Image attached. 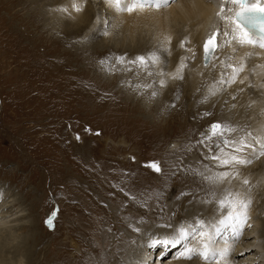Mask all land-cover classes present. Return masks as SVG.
I'll return each instance as SVG.
<instances>
[{
    "label": "rangeland",
    "instance_id": "obj_1",
    "mask_svg": "<svg viewBox=\"0 0 264 264\" xmlns=\"http://www.w3.org/2000/svg\"><path fill=\"white\" fill-rule=\"evenodd\" d=\"M43 1L41 0V3ZM24 2L25 0H0V40H5L8 42L7 45L11 46V48H7V46L0 48V190L4 191V196L8 193L11 196L10 199L5 197L7 203L14 200V203L18 202L19 207L23 209L24 218L21 216L20 221L16 220L17 222L15 221L13 224L21 222L18 225L23 226L21 224L24 222L25 226H28L31 223L29 221H34L36 229L28 227L20 230L18 226L5 229V238L0 235V264H20V261H18L20 258L24 264H85V261L86 264H89V256L91 258L96 257L97 264H104L101 261L104 252L100 248L98 249L99 254L90 253L86 247V250H83L85 254L79 253V237L73 234L69 235V228L66 226L65 214L69 212L66 204L68 206L77 205L81 200H85L83 208H86L87 213L91 210L88 204H93L95 199L101 201L102 203L99 202L101 203L99 206L101 205L104 208L102 211L91 210L92 213L89 216L77 211L75 219L85 222L86 225L89 224L93 228L101 221L106 222L103 228L105 236L110 237L111 241H116L118 244H122L121 235L128 229L124 216H121L123 212L129 213L128 217L130 219L136 218L142 222V225L160 228L158 234L154 233L150 236L158 237L160 233H164L161 232L162 227L170 222L169 219H173L176 214L181 213L182 208L186 210L190 208L195 199L198 198V194L194 193L195 189L196 191L200 190L199 187H195L199 183H194V180H191L193 184L185 181L184 174H192L190 170L185 171V156L180 152L171 153L182 142L180 133L187 129V125H184L185 118L176 116L175 119L170 120L171 114L176 112L169 111L168 114L167 109L170 104L166 100L162 101L163 98L158 97L159 92H157V96L142 101V103L136 99L135 95L139 94L140 90L138 88L141 86L138 82L145 79L146 76L149 79H155L151 84V86H154L153 90L158 88L157 79L160 75L154 72V66L149 65L147 68H142L138 65L119 63L116 58L121 56L117 55L116 57V55H113L112 48L119 50L121 46L118 43L109 44L107 41L103 45L104 48L95 46L97 48L93 49L94 51L97 49L101 54L98 59L91 60L89 64L84 63V61H74L71 55H67L65 46L58 47L54 43L58 35H56V31L51 33L53 27L48 29L44 19L34 23L31 19L26 18L27 21L24 23L23 15L27 17L32 13V5L27 8L28 3ZM97 2L89 1L91 6H95L97 13H100L102 8L100 3L97 4ZM219 3H217V11L219 10ZM1 19H3L2 22ZM12 26L13 29L11 30ZM115 29L112 30L108 27V35H113ZM95 31H98L97 39L95 41L87 40V46L90 48L93 47L96 41H102L106 37L101 34V29ZM21 35H23L22 39L19 38ZM142 35L148 36L146 47L155 49L158 46L160 40L156 39L155 29L149 28ZM93 37L91 40H93ZM37 44L38 46H36ZM124 45L127 44L124 43ZM35 49H38L39 53L35 54ZM45 52L48 53L50 59L44 56ZM54 54H60L61 56L65 54V58L69 62L67 64L68 62L62 59L65 62L63 64L67 65L65 69L56 68L59 65L54 64L52 59L58 57ZM147 54L146 52L142 53V55ZM124 57L132 59L129 53L124 54ZM161 58L155 67L162 65L164 66L163 69L170 68V65L173 64L171 57ZM172 58H174L173 55ZM101 60L104 61L103 64L100 63ZM81 64L85 66L82 68L80 67L83 66ZM75 65L79 69H76ZM126 66L127 68H133L135 71H131L129 75ZM216 72L217 70L213 69V71L206 73L204 78L209 76L214 78ZM118 79H122V81L119 82ZM132 81L134 84H132ZM154 81L156 82L154 83ZM166 81L173 83L171 86L168 85V92H170V87H173L177 80H172L168 76ZM211 88V83L205 81L187 105L189 110L195 111L196 108H198L197 112L202 109L205 110V112L200 113L199 126L195 132L197 140L201 138L199 133L213 120L210 119L212 117V111L209 109L211 106H209L210 101L223 109L222 115H218L214 119L224 120L230 117V119H235L234 122L236 123H240L239 120L244 118L243 116H246L251 108L241 106L240 109H237L238 107H235L232 113L233 110L230 111L228 106L230 103L227 102L226 104L224 98L220 100L221 91H218L216 96H208L204 100L205 95ZM260 96L258 99L264 100V96L262 98ZM238 98H236V101ZM132 99L133 101H131ZM125 103L139 105L142 111L130 113L128 112L129 108L123 107ZM241 103V101L238 102L236 106ZM159 104L166 110L163 111L159 108V113L154 114L153 110H156ZM143 106L153 107L152 110H148ZM165 112H167L166 115ZM205 113H211V115H205ZM189 119L191 120V118ZM180 127L182 128L180 129ZM97 132H99V135L96 134ZM175 133H179V135ZM157 135H163V137L160 136L158 141ZM77 136H79V139L76 138ZM191 147V144H186V148L193 154L195 150H192ZM214 149L213 147V152H215ZM199 150L197 151L199 152ZM195 154L198 155L197 152ZM263 159L264 157H261L255 161L261 167L258 168L257 166L254 171L255 168H253L252 174L264 175ZM151 161L159 163L161 168L159 173L148 167ZM207 162L209 161L207 160ZM190 165L194 164L190 163ZM71 167L74 170V174L70 172L72 179L81 178L83 182L94 181L90 182L91 187L88 183L89 191L84 193L85 196L77 189L78 185L75 186L73 194H71L69 188L64 186L63 177L68 176V169ZM213 167L212 164L209 166V168ZM198 168L201 169V167ZM191 169H196V167ZM129 170L131 171L129 172ZM163 172L165 175L162 178ZM53 173H55V177L52 176ZM120 174L124 178H120ZM164 180L166 183L170 182L169 186L163 185ZM90 193L94 195V199L88 196ZM182 193L186 195H182ZM0 196H2L0 197L1 206L4 198L2 194ZM184 196L189 197L185 198ZM178 199H180L181 211L172 212V205ZM213 199L212 196L210 201ZM4 207V210L8 209L7 205ZM262 207L264 208V205L261 202L256 205V211H258L256 215L259 216L260 221L253 228L257 227V230H260L259 234L261 233L260 237H262L264 243V209ZM221 211L218 206L215 214H213H218L217 223ZM134 212L135 214H132ZM144 214H147V218L144 217ZM208 214L211 217L212 213L209 211H206L203 215L208 216ZM115 215L118 217L116 223L112 219ZM101 216L102 218H100ZM49 217H53L54 226H49L46 223ZM106 217H108L107 221ZM153 220L155 221L153 222ZM178 220L181 222L180 224L185 223L184 218ZM136 224L138 223L132 221L128 226L129 229L133 231L137 227ZM251 230H249L250 233ZM88 233L95 234L94 231ZM31 235L36 243L33 247L34 255L32 254L30 260L27 250L32 244H25L24 238L27 236L30 238ZM87 236L89 238V235ZM148 237L145 236L144 240ZM88 238L83 237L82 240L85 243L82 246L86 245ZM140 239L138 240L140 241ZM134 242L135 240L132 244ZM158 247L159 250H164V254L157 250L156 257L160 256L161 260H165L171 255L170 246L167 249L163 248V245H158ZM239 247L241 248L237 244L234 249L237 250ZM109 248H111L109 251L112 252V244L109 245ZM143 251V254L148 256L150 251L155 252L149 244L146 245V249ZM88 253L89 256H87ZM107 257H110V255ZM117 259L115 257V260ZM115 260L109 259L107 262L113 264ZM210 261H213V259H210Z\"/></svg>",
    "mask_w": 264,
    "mask_h": 264
},
{
    "label": "bare ground",
    "instance_id": "obj_2",
    "mask_svg": "<svg viewBox=\"0 0 264 264\" xmlns=\"http://www.w3.org/2000/svg\"><path fill=\"white\" fill-rule=\"evenodd\" d=\"M89 1H91V0H88L86 10L83 13L77 14L75 12H72V15L69 17V16L61 14L59 12H54V11H50V10L57 9V8H60L63 6V7H69V9L71 11L70 5H71L72 0H44L42 3H41V0H25L24 3H28L27 8H29L32 5V8H31L32 13L29 14L27 17H25V15H23V20L25 23L27 21L26 18H29L35 23L40 19L41 20L44 19L45 25L46 24L48 25V29L53 27L51 33H53V31H56V35H58L57 38L55 39L54 43H56V45L58 47L65 46L67 55H71L73 57L74 61H84V63H86V64H89V63H91V60L98 59L100 57L101 54L98 52V50L96 49V51H94L93 49H95L97 47L104 48L103 45L105 44L106 41L109 44L110 43H115V44L118 43L121 46V49L119 48V50H114L116 48H112V53H113V55H116V57H117V55H119V56L123 55L124 56V54L129 53V56H132V58H134L137 55H142L143 52L149 53L151 51H156L157 55L164 57L163 59L170 56L172 59V62H173V64L170 65L171 66L170 68L163 69L164 66H162V65H160L159 67H155V66L153 67L155 70L154 72L158 73L159 75L161 72L168 74L165 77H163L164 79H166L169 75L175 74V69H176L177 65L179 64L181 57H184L185 63L187 65V67L183 70L184 79L183 80L176 79L177 82L174 84L173 87H170L171 90H170V92H168L169 91L168 85L171 86L173 83H170L169 81H167L166 86L164 88H161L159 85V80L162 77L159 76L157 79L158 88H156L155 90L157 92H159L158 97L163 98V99H161L162 101L166 100L167 102H169L170 106L167 109L168 114H169V111H175L176 112L174 114H171L170 120L175 119L176 116H180V117L183 116L185 118L184 125L185 124L187 125V129L184 132L180 133V135L182 137V142L177 149H173L172 151L171 150L170 151L173 154L180 152L181 154H183L185 156V158H186L185 171L186 172H188V170H190L192 173V169H191L192 167L193 168L196 167L197 170L203 171L205 168V165H207L208 167L211 165L204 158L206 156L205 149L197 145V143H196L197 139L195 138V132L199 126L200 113L203 111L205 112V110L202 108H200L202 110H199L198 112H197L198 108H196L195 111L189 110L187 108V105L194 98V95L197 93V91L200 89V87L204 84L205 81H207L209 84L211 83L212 88L216 87L215 81H217L220 78L222 72L226 73L228 71L224 67L225 63H229V62L236 63L241 58H243L244 63H245V71H244V73L241 74L240 79H243L245 81V83L240 84L239 80H238L236 84H234L230 87L226 86L221 91L222 93L220 92L221 93L220 100L222 98H224L225 102L227 101L228 103H230L228 106H229L230 111L233 110L232 113L235 110V108H233L232 105L233 104L236 105L240 101L242 103L240 105L238 104L239 106H235L236 108L238 107L237 109H240L241 106L251 107L249 113L246 116H243L244 118H241L239 120L240 123L234 122L235 119H230V117H229L231 123L234 126H239L242 129H246V130L251 131L253 133V135H255L257 133V130L261 127V125H264V100L258 99V97L261 94L264 96V48L259 47V45H256V46H250V45L239 46V45L235 44L234 42L225 46L224 45L225 38L223 36H220L219 37V43H220L221 47L217 50L216 55L212 56V60L209 63V65H207V66L203 65L202 43H203L204 39L207 37V35L211 31L214 30V28H213L214 25L217 27L222 26V22L216 16L217 3L220 2L219 3V6H220L222 0H170V4L168 7H163L159 10H156V9L145 10L143 13H133V14H128L126 12L125 13L118 12L114 6H111L108 3V0H93V2L98 1L100 3V7L102 8L100 13H97L95 6H91ZM98 2H97V4H98ZM38 5H40V6H38ZM227 7H232V5H227ZM2 21H3V19H1V22ZM19 26H20V24H19ZM108 27L112 28V30L116 28L113 35H108V36L104 37L102 39V41H96L92 48L87 46V42H88L87 40L95 41V39H97L98 36H96V35L98 34V31L96 32L95 31L96 29H101V34H103L104 33L103 30L108 29ZM149 28H153L156 30V39H158V40L163 39V37L165 35L171 37V43L168 45L167 51H164L163 49L160 48V42L155 49L146 47V45H147L146 41H147L148 36L142 35V34ZM12 29H13V26H12L11 30ZM92 36H94L93 40H91ZM84 37H85V39H84ZM19 38L22 39L23 35L19 36ZM186 38L190 42V44L187 46H191L193 49V52L195 53L194 58H192L188 52H186L183 48L180 47V41L184 40ZM227 39L231 40V37L229 36ZM149 41H150V39H149ZM30 43H32V42H30ZM124 43H126L127 45H124ZM7 44H8V42H6L5 40H0V48H5L6 46H7V48H11V46H9ZM14 46H16V45L14 44ZM36 46H38V44ZM95 46H97V47H95ZM233 49H235V51H233ZM34 53L35 54L39 53V50L35 49ZM54 55H56V54H54ZM172 55L174 56V58H172ZM44 56L47 57L48 59H50L47 52H45ZM56 57H58L59 59L58 58H53V59L51 58L52 62L54 64L59 65V67H56V68H64L65 69L67 67L66 64H63V63H65L63 60L67 61V59L65 58V54H63V56L58 54V55H56ZM161 57H160V59H162ZM224 57H225V60H224ZM219 58H220V60H219ZM221 61H223V63ZM49 62H50V60H49ZM25 63H27V62H25ZM67 64H69V62ZM81 65H83V66H80V65L79 66L82 68L85 66L84 64H81ZM217 66H218V68H217ZM27 67H29V66H27ZM77 68H78V66H76V69ZM125 68H127V66ZM213 69L217 70L216 76H214V78H210V76L204 78V75L211 70L213 71ZM133 70L134 69L131 67L127 68V73H129V75H130V72ZM153 80H155V79H149V78H147V76L145 79H142L141 81L139 80L138 84L141 86L138 88V90H140L138 93L140 95L139 94L135 95V97H136V99L139 100L140 103H142V101H146V100L150 99L151 92L154 89V86H151ZM118 81L121 82L122 79H118ZM133 81H132V84H134ZM155 82L156 81H154V83ZM253 85H255V87H253ZM132 87H133V85H132ZM240 89H243V91H240ZM12 93H13V91H12ZM17 93H18V91H17ZM104 93H105V91H104ZM121 93H122V91H121ZM126 93H127V91H126ZM116 96H118V95H116ZM223 96H225V97H223ZM231 96H235L236 98L237 97H239V98L236 101V99L232 100ZM263 96H260V97L262 98ZM204 100H206V99H204ZM131 101H133V99ZM173 105H174V107H173ZM209 106H210V108L209 107L208 108L210 109V111H212V117L210 119H214L218 115H222V110H223V109H221L222 107H219L218 105H216V103H212L211 101H210ZM123 107L129 108L128 112H130V113L142 111V108L136 104L130 105V104L125 103ZM143 107L145 109H148V110L151 109L152 110L153 106H143ZM156 108H157L156 110H153L154 114L159 113L160 109H162L163 111L166 110L165 108H162V105H160V104ZM166 113L167 112H165L164 114L166 115ZM241 113H243V112L241 111ZM238 114H237V116H238ZM189 118H191V120ZM180 121H181V119H180ZM181 128L182 127H180V129ZM207 128H208V126H206V128L204 130H202L199 133V135L202 132H204ZM176 130H177V128H176ZM160 133H162V132H160ZM176 135H179V133ZM155 136H156V133H155ZM160 136L163 137V135H157L158 141H159ZM230 138H233V137L230 136ZM186 144L192 145L191 149L195 150L193 154H191L190 151L186 148ZM198 149H200L199 152L197 151ZM214 150L216 151V149H214ZM167 152H169V151H167ZM195 152H197L198 155H196ZM194 154H195V157L193 156ZM130 157H132V156H130ZM175 163H177V162H175ZM190 163H193L194 165H190ZM259 165L260 164H258V162L254 161L250 166L241 169V176L249 178L252 185L254 186L252 188V192H253V196H254V202H253V205L251 208V219L249 221L250 227L247 228V232L244 233V231H243L242 236L237 241V237L235 236V234L233 233V231L230 227L221 226V231L219 232L218 235H216L214 237V242H213L214 248L222 249V248H225V247L230 246V245L232 246L229 250L227 257L225 258L227 264H264V243L262 241V237H260L261 233L259 234L260 230L259 229L257 230V227L253 228V226L257 225L260 221L258 218L259 216L256 215V214H258L257 213L258 211H256L258 207L256 208V205H258L260 202L264 205V185H257V181L261 177H264V175L252 174V169L255 168V169H253V171L256 170L257 166H258V168H260L261 166H259ZM262 165H263V163H262ZM198 167H201V169ZM212 169L215 170L214 167ZM131 170H129V172ZM68 171H69L68 176L63 177V180L65 182L64 186L69 188L71 194H73L75 186L78 185L77 189H79L80 192L82 193V195L85 196L84 193L86 191H89L88 190V183H89V187H91L92 184L90 182H94V181H89V182L84 181L85 182L84 183L81 180V178L72 179L70 176V172L72 174H74V170H72V167H71L70 169H68ZM53 174L54 175H52V176L55 177L56 176L55 173H53ZM129 174H131V173H129ZM164 175L165 174L163 172L161 175L162 178ZM121 177H123V176H121V174H120V178ZM58 178H59V176H58ZM116 178H118V177H116ZM184 178H185V181H187L188 183L193 184L191 180H194V183H197V184L199 183L198 185H195V187H199L200 190L196 191V189H195V192H194V193L198 194L197 195L198 198L195 197L196 198L195 201L193 200L194 204L192 206H190V208H188L187 210L182 208V206H181L182 211L180 209V203H179L180 199L175 201L174 204L172 205L171 211L173 212V211L180 210L181 213L176 214L175 218L169 219V221L171 223L167 222V225H170V224L176 225L172 228H178L180 225H182V224H180L181 222L178 219L184 218V220H185L184 225H187V224H190L193 222L194 217H198L200 219H203V220H205L206 223H209V224L217 223L216 219H217L218 214L217 215H213V214H215V211L218 207V204H216V203H202V201H205V200L210 201V199L212 197V194L209 191V186L206 183L201 182L199 180V178L193 179L192 174H190V175L184 174ZM150 181H151V179H150ZM158 182H159V180H158ZM19 183H21V182H19ZM169 183L170 182L166 183L165 180L163 181V185H165V186H167ZM234 187H238V185H236L235 182H234ZM189 190L191 191L192 189H189ZM116 193H118V192H116ZM215 193H216V196L219 197L221 195V189H219V188L216 189ZM0 194H2L3 198H4L3 199L4 202L0 206V235L3 237L4 236V230L8 229V228H13V226H18V228H20V230L25 229V228L27 229L28 227L31 229L34 228V230H35L36 226L34 224V221H29L31 223L28 226H25L24 222L21 224L23 226L18 225L21 222H19L18 224H13V222H15L16 220L21 219V216H22V218H24L25 215L22 213L23 209L19 207L18 202L14 203V200H12V201L10 200L8 203L6 202L5 197H7L6 199H10V197H11L9 195V193L6 196H4V191L0 190ZM117 195H120V194H117ZM88 196L91 197V199L95 198L92 193H90ZM0 197H2V196H0ZM184 197L188 198L189 196H184ZM105 198H107V197H105ZM84 201L85 200H81L77 205L68 206L66 204L69 212H66V214H65V217H66L65 221H66V226L69 228V235L73 234L74 236L79 237V240H78L79 253L85 254L84 251L87 249L88 251H90V253H96L97 254L98 249L100 248L104 252V257L101 260L104 264H110L109 262H107V260H109V259L115 260V257L118 259L115 260L113 262V264H187L186 261L179 260V259L177 260L173 255H170L165 260H161L160 256L156 257V255L158 254L157 253L158 251L157 252L155 251L154 253L152 251H150V253H148L149 256L147 254L144 255L143 250L146 249V245L148 244V238H146L144 240V237L145 236L148 237L154 233L158 234L160 228L147 227L146 225H142V222L138 221L136 218L130 219V217H128L129 213L123 212L121 215V216H124V219L126 221L125 224L128 228L127 231H125L123 233V235H121L122 244H118L116 241H111L110 237L105 236V230L103 228L106 225V222L104 223L103 221H101V223L99 222L100 224H97L93 228L89 224L86 225L85 222L77 221L75 219V214L77 211L83 212L84 214H86V216L88 214V216H89L90 213H92L91 210L95 209L96 211L97 210L102 211V209H104L101 207V205L99 206V204H101L102 202L98 201V199L97 200L95 199V200H93L94 201L93 204H91V205L88 204L89 209H91V210L87 211V213H86V208L85 207L83 208V202ZM99 202H101V203H99ZM257 202H259V203L257 204ZM150 203H151V201H150ZM6 205L8 206V209H10V211H8V209L4 210V208H5L4 206H6ZM164 205H166V204H164ZM146 206H148V204H146ZM177 206H178V209H177ZM153 209H155V208L153 207ZM206 211H209L210 213H212L213 216L210 215L211 217H209V214H208V216H204L203 214L206 213ZM68 214H69V216H68ZM132 214H135V212ZM140 214H142V213H140ZM106 215H107V213H106ZM146 215L144 214V217ZM219 217L221 218V215ZM100 218H102V216ZM107 218L108 217H106V221L108 220ZM142 218H143V215H142ZM146 218H147V216H146ZM112 219H113V222L116 223V220L118 219L117 215L112 217ZM114 219H115V221H114ZM132 221H135L136 223H138L136 225H137V227L141 228V232L138 233L135 230L131 231L129 229L128 226ZM154 221L155 220H153V222ZM164 222H166V221H164ZM162 228H161L162 229L161 232H164V233H160L158 237H162L165 234V232L170 231V229H167L164 226ZM251 228H253V230H251ZM249 230H251L252 232L250 233ZM89 231H94L95 234H90V233H88ZM116 231H117V229H116ZM33 233H34V231H33ZM161 234H163V235H161ZM87 235H89V238ZM111 235L113 236V234H111ZM226 236H228V237L225 239ZM83 237L88 238L85 246H82V244L85 243L82 240ZM4 238H5V236H4ZM31 239H32V235L30 238H29V236L24 238L25 244H32V246L29 248V250H27V252L30 256V260L32 258V254L34 253L33 247L36 243L33 239L32 240ZM138 239H140V241ZM133 240H135V242H134L135 245H134V243L132 244ZM138 241L140 242V244L138 243ZM0 243H1V237H0ZM110 244H112V252L109 251V249H111V248H109ZM237 244H239V246H241V248L239 247V249L235 250L234 246H236ZM85 247H86V249H85ZM0 249H1V246H0ZM172 252H173V250H172ZM106 253H108V255H110V257H107L108 255H106ZM89 255L90 254L88 253L87 256H89ZM81 257H82V255H81ZM89 257H90L89 264H97L96 257L95 258L94 257L91 258V256H89ZM97 258H99V256H97ZM80 260H81V258H80ZM225 260H219L218 261V260L213 259V261L209 260L208 262H205L203 260H197V261H195V264H225ZM18 261H20V264H24V262L21 258ZM80 262L83 263L82 261H80ZM84 263L86 264V261Z\"/></svg>",
    "mask_w": 264,
    "mask_h": 264
},
{
    "label": "snow or ice",
    "instance_id": "obj_3",
    "mask_svg": "<svg viewBox=\"0 0 264 264\" xmlns=\"http://www.w3.org/2000/svg\"><path fill=\"white\" fill-rule=\"evenodd\" d=\"M111 6H114L121 13H143L145 10L168 7L170 0H108ZM88 0H72L70 8L60 7L50 11L71 16L72 12L77 14L86 10ZM232 5V7H227ZM216 16L222 22V26H213L207 38L203 41V57L205 65L211 56L216 55L217 50L221 47L219 37L225 38L224 45L227 46L235 43L239 46H256L264 48V0H222ZM105 36L109 34L105 29ZM231 40H228V37ZM171 43V37L165 35L160 40V48L168 50ZM186 39L180 41V47L188 52L192 58L195 57L193 49ZM235 51V49H233ZM119 63L138 65L147 68L149 65L156 66L160 57L156 51H151L147 55H137L132 59L124 56L116 58ZM104 63L103 60L100 61ZM223 63V62H222ZM187 67L185 58L181 57L179 64L175 69V74L169 75L172 80H183V70ZM224 67L228 70L222 72L220 78L215 81L216 87L208 90L205 97L216 96L218 91H222L226 86L230 87L237 83L244 84L245 81L240 79L241 74L245 71V63L241 58L236 63H225ZM151 75V73H149ZM168 74L160 73L162 77L159 85L164 88L167 84L165 77ZM243 91V89H240ZM157 91L151 92L150 98L157 96ZM235 100V96H231ZM227 104V101L225 102ZM235 104L232 105L235 108ZM174 107V105H173ZM211 115V113H205ZM99 135V132L96 133ZM232 136L233 138H229ZM200 139L196 141L197 145L204 148L206 156L204 157L210 164L214 165L215 170L205 165L203 171L192 169L193 179L199 178L203 183L209 186L214 199L212 201H202V203H216L221 211V218L218 223H206L205 220L198 217L193 218V222L187 225H180L178 228H172L171 225L164 227L170 229L162 237L149 236L148 244L150 247L163 245L165 248H176L180 246L176 259L186 261L187 264H195L197 260L208 262L210 259L225 260L230 248L227 246L222 249L213 247L214 237L221 231V226H228L232 229L237 237V241L242 236L243 231L250 227L251 208L254 202L252 188L254 187L247 177L241 176V169L250 166L254 161L264 157V125L253 133L249 130L234 126L230 119H213L208 128L200 134ZM79 139V136L76 137ZM213 147L216 149L213 152ZM153 171L159 173L161 168L157 161H151L148 165ZM234 182L238 187H234ZM257 185H264V177L257 181ZM221 189V195L216 197L215 190ZM182 195H186L182 193ZM49 226H54L53 217L46 220ZM141 232V228L134 229ZM225 264H227L225 260Z\"/></svg>",
    "mask_w": 264,
    "mask_h": 264
},
{
    "label": "water",
    "instance_id": "obj_4",
    "mask_svg": "<svg viewBox=\"0 0 264 264\" xmlns=\"http://www.w3.org/2000/svg\"><path fill=\"white\" fill-rule=\"evenodd\" d=\"M207 38V37H206ZM205 38V39H206ZM204 39V40H205ZM219 39V38H218ZM203 44V43H202ZM203 50V49H202ZM211 60H212V56L209 58V60L207 61V65H209V63L211 62ZM203 65H205V60H204V57H203ZM206 66V65H205Z\"/></svg>",
    "mask_w": 264,
    "mask_h": 264
}]
</instances>
